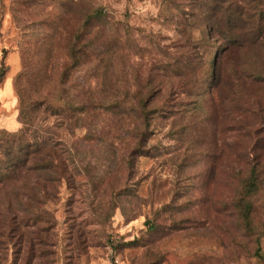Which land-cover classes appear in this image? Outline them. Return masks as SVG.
<instances>
[{
    "label": "rangeland",
    "instance_id": "1",
    "mask_svg": "<svg viewBox=\"0 0 264 264\" xmlns=\"http://www.w3.org/2000/svg\"><path fill=\"white\" fill-rule=\"evenodd\" d=\"M207 1L0 0V132L28 124L70 176L48 202V170L0 186V212L21 222L0 264H264V60L222 55ZM213 57L221 88L203 84ZM147 90L168 112L134 151L133 118L100 106ZM251 170L262 182L244 195Z\"/></svg>",
    "mask_w": 264,
    "mask_h": 264
},
{
    "label": "trees",
    "instance_id": "2",
    "mask_svg": "<svg viewBox=\"0 0 264 264\" xmlns=\"http://www.w3.org/2000/svg\"><path fill=\"white\" fill-rule=\"evenodd\" d=\"M102 16H105V14L97 10L88 17V21L101 19ZM200 16L204 22L210 24L209 39L220 34H224L227 39V45L222 53L224 57L227 52L233 54L234 49H247L252 52L258 65L260 60H264V0H210L205 4V11ZM223 56H221L222 59ZM209 62L211 63L209 67L211 68L210 80L203 81V84L208 85L210 83V86L215 85V87L221 88L225 84L226 71L223 65H219V58L213 57ZM255 73H257V79L255 80L264 79L258 78L263 75L260 70H255ZM235 74L238 75V72L236 71ZM159 93V90L157 92L155 90L144 91L143 94L137 97L138 101L136 103L126 106L118 102H109L100 106L114 118L119 115L123 119L133 118L134 137L137 141L134 151L146 147L155 116L165 118L167 115L166 104L155 105ZM73 107H75L73 108L76 109L75 111H78V114L96 109L94 105H80L77 108L73 105ZM165 111L167 112L165 113ZM27 125H24L22 129L13 134H10L11 132H0V186L28 168L34 171L48 170L49 175L46 177L48 181L44 186L46 192L42 191L41 197L48 202L52 199V196L56 195L58 183L63 179L70 180V176L65 161L62 160L55 149H47L48 153L44 155L43 151L46 148H38L30 139L28 140L31 135L28 137L27 134L31 130ZM260 178V173L251 170L242 182V194L252 195L256 193L262 182ZM35 207L39 208L36 204ZM246 207L248 215L252 210V205L247 204ZM10 211L12 210H8V212ZM13 218L12 215L8 216L0 212V237H3L5 232H15L21 228V222ZM2 243L0 238V245Z\"/></svg>",
    "mask_w": 264,
    "mask_h": 264
},
{
    "label": "crops",
    "instance_id": "3",
    "mask_svg": "<svg viewBox=\"0 0 264 264\" xmlns=\"http://www.w3.org/2000/svg\"><path fill=\"white\" fill-rule=\"evenodd\" d=\"M8 83V82H7ZM18 130V129H17Z\"/></svg>",
    "mask_w": 264,
    "mask_h": 264
}]
</instances>
